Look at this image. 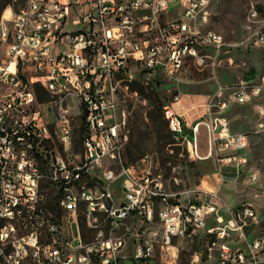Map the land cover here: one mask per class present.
<instances>
[{"label": "built area", "instance_id": "1", "mask_svg": "<svg viewBox=\"0 0 264 264\" xmlns=\"http://www.w3.org/2000/svg\"><path fill=\"white\" fill-rule=\"evenodd\" d=\"M171 1L177 5L169 8ZM210 4L28 0L26 11L10 5L8 15L0 16V40L7 27H15L0 62V264H155L157 246L174 248V264L176 241L199 236L206 239L204 250H194L189 264H264V234H249L260 222L255 205L244 200L225 206L218 194L223 167L234 166L236 177L249 158L247 132L231 131L225 111L234 101L263 93L264 72L218 84L190 121L185 111L164 105L173 142L193 159L211 157L216 183L167 189L154 153L124 158L128 116L120 90L135 79L175 77L190 64L200 69L214 58L225 39L205 28ZM249 6L260 17L259 7ZM243 26L248 45H264L263 26ZM36 83L57 107L55 133L63 142L47 174L37 160L47 158L44 145L53 132ZM73 107L79 108L81 142H87V150L78 153L71 148ZM257 107L254 130L261 131L264 108ZM200 125L207 134L204 154L197 150ZM257 176L250 172L248 182ZM115 181L117 196L111 190ZM260 191L264 201V186Z\"/></svg>", "mask_w": 264, "mask_h": 264}, {"label": "rangeland", "instance_id": "2", "mask_svg": "<svg viewBox=\"0 0 264 264\" xmlns=\"http://www.w3.org/2000/svg\"><path fill=\"white\" fill-rule=\"evenodd\" d=\"M251 4L259 7L260 17L253 19L250 16L251 6L249 5ZM176 5L177 1H171L169 8ZM23 7V5L20 6L18 11H21ZM8 8L9 6L4 9L2 14L6 11V15H8ZM210 10V26L221 33L225 39L224 45L214 58L210 59L200 69L190 64L187 67L188 70L175 77L135 79L136 81L151 85L160 97L163 112V118L161 119L163 132H168L166 125L167 107L164 105L168 104L176 111L178 109L184 111L186 108L182 107L185 105L187 97L197 98V94H206V98L218 84H233L243 77L250 68L254 70L253 76L264 72V45H248L245 41L246 32L243 26V24L250 25V27L263 26L264 33V0H211ZM73 13L74 10L71 7V15ZM69 22H71V17H69ZM69 28H71V25ZM4 58H6L5 46L0 43V62ZM129 82H127V88L120 90L119 93L120 103L123 105V109L126 110L129 125V140L124 149L125 160L128 162L135 161L141 153H154L157 163L156 170L161 172L163 183L167 189H192L209 179H212L216 183V173L211 157L202 159L191 158L182 144L173 142L171 135L168 138L170 143L165 144L163 148L157 147L156 135L151 130V123L147 115L149 104L139 92L128 87ZM175 95L178 96V99L174 98ZM43 102L45 103H43L41 108L45 113L44 120L48 122V127L51 128L53 135L44 145L47 158L40 156L37 162L47 174L50 172L51 157L57 152L63 151V142H61L55 133L57 107L52 102H49V99H45ZM194 103L193 108H188L185 111L188 121L203 111L201 110L202 105L198 101ZM233 104L231 115H233L234 119L231 120V126L234 129H241L247 132L249 158L247 164L243 166L242 171L236 177L235 173L233 175V172L229 168L223 169L225 182L219 186L218 194L225 206L229 205L233 207L244 200L253 202L260 216L259 224L251 227L249 230V234L254 236L255 234H264V201L262 199V191H260L264 186V129L261 131L254 130L257 105L264 108V92L254 100V103L242 104L235 102ZM34 106L37 107V103ZM196 106L199 111H195L194 107ZM72 113L71 148L75 153H78L84 150L83 142H81L83 129L80 114H78L79 108L73 107ZM197 135V150L200 154H204L207 150V134L203 125L199 126ZM167 154L174 156H170L162 164L160 161L161 155ZM252 171H256L258 176L256 180L248 182L249 173ZM45 184L46 182L42 185L43 188H45ZM89 186L90 188H96V181H89ZM111 190L115 196L118 195L117 181L111 184ZM49 193L51 192L49 191ZM255 193H257L256 197L253 196ZM222 215L225 216L224 213ZM16 234L21 235L22 233ZM9 237L11 238V234ZM205 240L204 237L200 236L193 239L184 238L177 240L178 249L174 264H189L194 250H204ZM3 245L4 248L10 250L11 246L9 242H5ZM128 245L129 243H126L121 250L123 251ZM164 250V248L160 249L159 246L155 247V264H170L169 251L174 250V248L171 247L169 251ZM161 252L164 254L163 256H160ZM123 262L130 264L128 259L123 260Z\"/></svg>", "mask_w": 264, "mask_h": 264}, {"label": "trees", "instance_id": "3", "mask_svg": "<svg viewBox=\"0 0 264 264\" xmlns=\"http://www.w3.org/2000/svg\"><path fill=\"white\" fill-rule=\"evenodd\" d=\"M10 5L13 6L14 10H18L20 6L22 5L25 7L26 0H0V16L2 15L4 9ZM253 74H254V70L250 68L246 71L243 77L249 78L253 76ZM128 84H129L128 87L130 89L136 90L137 92L141 94V96H143L147 100L149 104L147 115L151 123V130L156 135L157 147L163 148L165 144L170 143V141L168 140V138L170 137V132L169 130L168 132H163L164 131L163 125H161V119L163 118V112H162V101L160 97L155 92L154 88L149 84H144L136 80H132ZM35 92H36L37 98L40 101L50 98V94L47 92L44 86L41 85L40 83L35 84ZM166 125H167V121H166ZM170 156H174V155H170V154H167L164 156L161 155V159H160L161 163L164 164V162L168 160ZM1 224L2 223L0 222V225ZM6 251H8L7 248H6Z\"/></svg>", "mask_w": 264, "mask_h": 264}, {"label": "bare ground", "instance_id": "4", "mask_svg": "<svg viewBox=\"0 0 264 264\" xmlns=\"http://www.w3.org/2000/svg\"><path fill=\"white\" fill-rule=\"evenodd\" d=\"M28 9V0H26V5L25 7L21 10V11H26ZM208 16H211V10L210 7H208ZM250 16L255 19V11H251L250 9ZM210 22H211V18H206L205 19V28L207 30V32L209 34H212L214 36H222L221 33L217 32L216 30H214L211 26H210ZM15 39V27H7V31H6V39H2L0 40V43L3 44L5 47H10V40H14ZM123 112L125 115L126 114V110L123 109ZM124 133L126 135V137L129 139V125H128V120L126 122V124L124 125ZM83 147L84 150H87V142H83ZM90 188V186H89Z\"/></svg>", "mask_w": 264, "mask_h": 264}, {"label": "crops", "instance_id": "5", "mask_svg": "<svg viewBox=\"0 0 264 264\" xmlns=\"http://www.w3.org/2000/svg\"><path fill=\"white\" fill-rule=\"evenodd\" d=\"M254 75V74H253ZM257 75H255V76H251V77H249V78H247V79H251V78H255ZM205 95L206 94H197V98H189V97H187V101H186V103H185V105L182 107V108H186L184 111H187V109H188V107L190 106V105H195V103L194 102H196L197 103V101H198V103L199 104H201V105H203V101L205 100ZM260 96V95H259ZM259 96H257V97H253L250 101H234V102H232L231 103V105L229 106V108L225 111V115H226V117H227V119H228V123H229V129L231 130V131H233V132H237V131H243V130H241V129H234L233 128V126H231V120H233L234 118H233V115H231V109L233 108V106H234V104L233 103H235V102H240V103H242V104H248V103H251V102H253L254 103V100L256 99V98H258ZM194 99V100H193ZM193 106H192V108H193ZM195 109V111H197L198 110V108H197V106L196 107H194ZM179 110H181V109H178L177 110V112H184V111H179ZM201 110H203V106H202V109ZM257 110V109H256ZM199 111V110H198ZM203 112V111H202ZM201 114V113H200ZM199 115V114H198ZM197 115V116H198ZM236 116V115H235ZM195 118V117H194ZM246 151H247V148H246ZM248 152V151H247ZM249 157V156H248ZM213 162V161H212ZM214 168V167H213ZM225 168H229L230 169V171H232L233 172V175H234V173H235V167L234 166H232V165H229V166H225L223 169H225ZM214 170H215V168H214ZM225 171V170H224ZM240 174V173H239ZM224 176V175H223ZM224 179H225V176H224ZM225 182V181H224ZM236 205V204H235ZM229 206V205H228Z\"/></svg>", "mask_w": 264, "mask_h": 264}]
</instances>
